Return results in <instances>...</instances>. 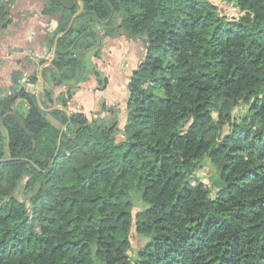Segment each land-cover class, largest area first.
<instances>
[{
	"label": "trees",
	"instance_id": "1",
	"mask_svg": "<svg viewBox=\"0 0 264 264\" xmlns=\"http://www.w3.org/2000/svg\"><path fill=\"white\" fill-rule=\"evenodd\" d=\"M223 1L238 19L210 0H44L60 38L40 102L23 71L0 88V264H264V0ZM122 36L147 53L120 129L68 103ZM21 194L24 211L7 203Z\"/></svg>",
	"mask_w": 264,
	"mask_h": 264
},
{
	"label": "crops",
	"instance_id": "2",
	"mask_svg": "<svg viewBox=\"0 0 264 264\" xmlns=\"http://www.w3.org/2000/svg\"><path fill=\"white\" fill-rule=\"evenodd\" d=\"M44 7V0H14L11 7L13 23L0 34V88L9 89L15 71L27 75L38 72L40 82L33 92L41 97L45 84L44 79L41 80L42 71L52 59L54 49L48 39L53 26L51 19L43 15ZM97 32L102 35L101 30ZM104 43L100 58L94 54L89 58L92 68L96 67L101 74L103 84L90 75L88 81L77 87L74 98L68 103L69 110L78 111L79 108L90 119H117L116 124L122 129L126 125L129 83L147 53V45L142 40L123 36L106 39ZM63 73L67 84L74 85L80 69L75 65ZM65 91L62 87L54 90L56 96Z\"/></svg>",
	"mask_w": 264,
	"mask_h": 264
},
{
	"label": "rangeland",
	"instance_id": "3",
	"mask_svg": "<svg viewBox=\"0 0 264 264\" xmlns=\"http://www.w3.org/2000/svg\"><path fill=\"white\" fill-rule=\"evenodd\" d=\"M210 2L218 8L221 15L227 16L230 19H238L241 15L240 11L236 9L233 4H230L223 0H210ZM118 139H122V136L120 134H118ZM30 173H32V171H30ZM33 184V180H30L28 182V186H32ZM55 193L56 191L53 189L50 191H43L37 200L38 204L40 206L48 205L50 202H52ZM7 203L22 211L29 209V203L22 194L18 195L16 198H14V200L8 201ZM132 243L134 251L140 248L142 244L141 240L138 239L135 230L132 231Z\"/></svg>",
	"mask_w": 264,
	"mask_h": 264
},
{
	"label": "water",
	"instance_id": "4",
	"mask_svg": "<svg viewBox=\"0 0 264 264\" xmlns=\"http://www.w3.org/2000/svg\"><path fill=\"white\" fill-rule=\"evenodd\" d=\"M82 10H83V7L81 8V11L73 18V20H72V22H71V24L73 23V21H74V19L82 12ZM233 20H235V19H233ZM71 24H70V26H71ZM60 38V36H58L57 37V39H56V41H55V44H54V49H53V55H52V59L49 61V63L46 65V66H49V65H51L52 63H53V61L55 60V57H56V49H57V42H58V39ZM41 80H42V82H43V77H42V75H41ZM38 97V100H39V102H40V97L39 96H37Z\"/></svg>",
	"mask_w": 264,
	"mask_h": 264
},
{
	"label": "built area",
	"instance_id": "5",
	"mask_svg": "<svg viewBox=\"0 0 264 264\" xmlns=\"http://www.w3.org/2000/svg\"><path fill=\"white\" fill-rule=\"evenodd\" d=\"M22 85H24L29 91H33L34 86H35V85L30 83L29 76L27 74H24V77L22 80ZM77 110L80 111L79 108H77Z\"/></svg>",
	"mask_w": 264,
	"mask_h": 264
}]
</instances>
